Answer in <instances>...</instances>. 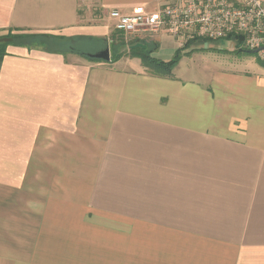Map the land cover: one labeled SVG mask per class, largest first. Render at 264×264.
Here are the masks:
<instances>
[{
	"label": "crops",
	"instance_id": "1",
	"mask_svg": "<svg viewBox=\"0 0 264 264\" xmlns=\"http://www.w3.org/2000/svg\"><path fill=\"white\" fill-rule=\"evenodd\" d=\"M170 1L0 0V34L56 43L0 61V264H264V68L207 63L200 40L172 78L82 56L168 62L186 42L114 49L108 13ZM185 59L203 67L181 78Z\"/></svg>",
	"mask_w": 264,
	"mask_h": 264
},
{
	"label": "built area",
	"instance_id": "2",
	"mask_svg": "<svg viewBox=\"0 0 264 264\" xmlns=\"http://www.w3.org/2000/svg\"><path fill=\"white\" fill-rule=\"evenodd\" d=\"M108 18L130 39L164 32L184 42L204 39L220 44L230 36L225 42L235 46L237 41L244 51L258 50V60L264 63V0H171L154 11L113 9Z\"/></svg>",
	"mask_w": 264,
	"mask_h": 264
},
{
	"label": "trees",
	"instance_id": "3",
	"mask_svg": "<svg viewBox=\"0 0 264 264\" xmlns=\"http://www.w3.org/2000/svg\"><path fill=\"white\" fill-rule=\"evenodd\" d=\"M18 30H7L6 34L0 35V61L3 59V57L7 54V48L9 46H17V47H35L39 46L42 49H50L51 47H56V43L51 44V38L48 35H40V34H25V33H18ZM197 40L202 41L203 43L208 42L204 39H193L191 41H188L185 43V45L176 51L174 57L169 60L168 62H162L155 60L150 57L151 50H147L145 47L142 46H136L135 44L130 45V49L128 52H117L115 54L111 53L110 62L113 63L120 59L123 55L133 57V58H139L141 60V63L144 67H146L149 71H151L152 74L159 76V77H165V78H172L173 77V69L178 64L182 57V52L184 50H187L191 47V45L196 42ZM231 37H227L222 40L224 41H230ZM235 41V40H234ZM236 42L235 45V52H245L244 50L240 49L239 43ZM125 44L122 39L118 41L115 47L116 49H120L121 47H124ZM111 47V50L113 49ZM114 48V49H115ZM195 50H189L187 53L193 52ZM82 56L93 62H103L98 59L90 58L87 55L82 54ZM259 65L264 68V63L261 61H258Z\"/></svg>",
	"mask_w": 264,
	"mask_h": 264
},
{
	"label": "rangeland",
	"instance_id": "4",
	"mask_svg": "<svg viewBox=\"0 0 264 264\" xmlns=\"http://www.w3.org/2000/svg\"><path fill=\"white\" fill-rule=\"evenodd\" d=\"M6 33L0 34V35H4ZM127 41H123L125 45L130 44L133 40L130 38H126ZM127 43V44H126ZM226 42H220V44H218L220 47L219 50H221V52H206L205 53V60L208 63H212V62H221L224 64H228V65H234L237 64V67H246L249 70L253 71L255 69L261 68V66L258 63V54H248L246 52H235V46L232 43H227ZM217 45V46H218ZM212 45H210L209 49H217L214 47H211ZM204 56V57H205ZM189 59H185L182 61V63L179 64V68L177 70V75L181 78H186L187 75V68L190 66H195L198 67V69H201L203 67L202 65H197L196 63L192 62ZM194 63V64H193ZM203 63V62H202ZM219 66H221V64H219ZM194 74L192 73L191 76H193Z\"/></svg>",
	"mask_w": 264,
	"mask_h": 264
},
{
	"label": "water",
	"instance_id": "5",
	"mask_svg": "<svg viewBox=\"0 0 264 264\" xmlns=\"http://www.w3.org/2000/svg\"><path fill=\"white\" fill-rule=\"evenodd\" d=\"M248 54H255L258 52V50L255 51H245ZM90 58H94V59H98L101 60L103 62H110V52H109V48H105L104 50H102L101 52L97 53V54H93V55H89Z\"/></svg>",
	"mask_w": 264,
	"mask_h": 264
}]
</instances>
